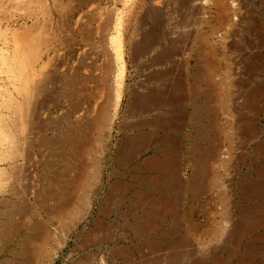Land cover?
Wrapping results in <instances>:
<instances>
[{
	"label": "rangeland",
	"instance_id": "374dc122",
	"mask_svg": "<svg viewBox=\"0 0 264 264\" xmlns=\"http://www.w3.org/2000/svg\"><path fill=\"white\" fill-rule=\"evenodd\" d=\"M7 1L0 0V5H3L0 8V32L6 30L8 26H10L8 27L9 30L16 27L20 28L19 25L22 23L26 24L24 27L31 26V21L23 22L27 15L23 0H17L16 2L10 0L11 3L9 1L7 3ZM155 1L157 2L155 3ZM178 1L47 0L49 5L57 3L69 8L67 22H62L58 15H55L53 20L45 22L46 26L44 24V30L40 34L42 37L44 36V39L42 38L44 41H41V36L38 35L39 45L43 42L39 51L43 52V49H47L43 52V59L48 61H46L48 66L45 69V74L48 73L49 75L42 74L46 77L42 76L43 78L40 77L42 79H37V81H42L37 82L32 90L35 89L36 91L37 86L40 84V86L42 84L44 86L39 87L40 92L36 95L33 94L31 101L32 106L37 107V111H35V115H37L35 117L38 118L36 123L40 125L48 123L51 130L43 132L40 130L39 125L35 133L25 134L23 132L24 127L21 126L23 120L21 119V122L17 120L16 122L17 115H12L16 122L14 125H18L16 128L20 126L18 129L23 131L20 132V135L14 127L13 134L16 133L14 137L17 139L13 138L16 141L13 145H10L11 138L9 139L7 136L8 141L6 137H2L7 132L1 129L0 124V132L2 133L0 137L4 138L0 139V211H3V202H20L23 199H29L35 203L37 198H41L42 176L45 173L49 174L53 169H57L58 166L51 165V162H58L65 153L60 148L49 146L39 148L24 144L25 140L22 139L24 138L22 133L36 142L42 138L52 139L60 135V130L73 129L79 121L85 122V126L89 131L84 147V153L87 151L82 161L84 162V164L82 163V170L73 166L67 170L69 177H74V183L71 184L72 186L70 185L73 188L68 190L69 197L67 195L69 209L64 218L66 228L63 230L58 223L53 225L44 248L40 251L39 264H50L54 251H60L54 264H80V262L83 264V261H85L84 264H90L93 259L85 257L86 253L99 254L97 251L103 252L107 248L124 244L123 239L119 238V235L114 231L109 233L108 240L101 242L98 239L101 237L98 236L97 238L95 233L92 232L91 238L94 242H97L93 243L90 236L87 237L88 250L80 251L84 243V233H91L92 230L96 229L95 226L97 227L98 220L108 219V221L119 223V225L126 224L128 220L130 227L138 215L142 219L148 218L151 214L149 212L153 211V205L157 202L156 198H159V201L163 198L166 200L169 198L168 195H170L169 199L172 197V204L174 205L172 209L174 213L173 220H165L164 223L162 221L159 230L149 233L143 239L144 242L148 239L154 240L160 237L159 235L163 231H169L170 228H177L175 224L180 222L181 226L177 229L181 230L182 228L185 234L183 236L185 247L183 248L187 251L186 253L191 251L190 253L198 261L196 264H264V223L262 222L263 227H259L260 229L255 228L257 218L264 221V208L259 207L264 203V181L259 182L260 190L263 189V194L260 195L253 189L254 186L246 188L243 185V190L241 186V183L248 177L249 171L254 177L257 174L256 170L264 167V140H261V136L264 137V102L254 103L252 113L244 109L247 107L248 101L253 98L251 97L253 92H256L253 91V88L260 91V82L251 84L252 89H248L247 81L251 74V77H254L258 73L257 69L261 70V66L264 65V0H237V2L230 0L231 2H229L233 4L231 5L234 8L237 5L240 6L237 12L239 16H232L229 20L221 18L223 21L219 18V16L223 17L222 14H219V12H222V7L213 3V0ZM18 2L22 3L19 4ZM4 15L6 18L3 17ZM79 17L82 23L79 22L75 25V20ZM212 31L214 33H211ZM1 36L0 47H3L5 39ZM205 42L207 45H205ZM210 45L213 49L210 48ZM120 46H122L121 54H123V62L125 63V77L119 111L113 122V131L110 133V130L106 128H97L94 119L96 113L99 112L98 102H105L112 98L114 76L113 74L111 77L107 76L106 72L110 58L113 65L121 64L122 61L118 62ZM254 56L258 59H255ZM49 68L51 69L49 70ZM212 68H216L217 71V74L213 76V81L209 73ZM0 74V105L8 103L4 101L8 99V95L4 93L6 90L5 92L10 93L11 96L9 95V97L13 98L11 100H14V103L22 102V105L27 106L26 102L23 103L25 99L17 95L14 80L7 76L4 71L3 75ZM261 74L260 79L264 81V72H261ZM72 76L85 81H82L81 84L82 91L86 96L82 105L85 109L79 114L69 113L71 105L62 95L65 89L64 86H66L65 82L67 84ZM49 78L50 83L48 84L46 81ZM57 81H60V83ZM99 89H101V92L97 102L93 101V98L90 99V96L98 93ZM250 90H252V93H250ZM246 94H249L250 97ZM196 95L198 97H195ZM12 96L15 97L16 101ZM192 96L195 98H192ZM1 97L5 99L2 101ZM145 97L146 99H144ZM2 106L0 107V113L11 117V113L7 111L8 109L6 110ZM90 111L95 113L92 115ZM83 112L84 114H82ZM229 113L230 115L227 116ZM80 114H82V117ZM190 114L193 116L194 121ZM195 117L199 120L195 121ZM42 118L45 119L42 120ZM248 120L250 122H247ZM215 125L217 126L215 127ZM253 129L257 131L256 137L252 139L251 143L246 144L243 137L250 131H254ZM3 141L5 142L3 143ZM17 143H21V146H17ZM70 146H68V149L71 148L70 150H72L73 147ZM13 147H16L18 152L15 149L13 151ZM19 148L21 150H18ZM11 151L17 155H10ZM8 155L11 157L9 158ZM20 155L22 156L20 157ZM24 159L25 162H23ZM254 159L256 160L255 163ZM206 161L207 163H205ZM11 165L12 167H10ZM13 165L16 166L18 172L21 168L24 170L21 176L13 177L9 174L11 178L9 175L3 177L4 171H11L13 167L15 168ZM78 172H80L79 176L82 177V180L77 177ZM169 172L178 176L170 178ZM176 177L179 178V181ZM3 180L6 181L7 185H3L5 184ZM180 183L184 184L180 185ZM73 184L76 185L73 186ZM202 185H205V187ZM110 186H113V188ZM114 186L120 187V190L113 191L116 189ZM194 189L199 190L198 195L190 193ZM12 190L16 194H13ZM142 193L144 194L142 195ZM145 195L149 199L144 205L145 207L132 213L129 219L126 218V213L133 212L136 203L141 200L139 198ZM248 195L249 197H247ZM173 198L176 202H173ZM164 200H161L160 203L165 202ZM160 208L163 209V206ZM253 209L254 212L256 209L257 211L252 217L247 218L246 226L240 231L241 233L236 234L234 237L227 234L231 233L227 226L237 221V219L247 216L246 212L253 213ZM105 211L108 212L107 217L103 215ZM222 213L228 214L229 218L223 220ZM177 219L179 222L176 221ZM210 220H213L212 223H210ZM189 222L191 225L190 232L186 230ZM23 234L22 231L17 232L13 237V243L16 244L18 238ZM237 237L240 242L237 239H235L236 241L233 240ZM136 243L140 242L136 241ZM62 244L65 245L64 248H62ZM55 247H57V250L54 249ZM2 248L3 244L0 243V262L4 258H10L9 253L13 245L4 253ZM48 259L50 260L49 263ZM105 259H103V262L110 264ZM151 259L154 258L149 256L146 260V258L138 257L135 264H148V262L150 264H176L174 261L156 263L157 261L153 262ZM239 261L240 263H238ZM92 262L91 264H100L102 261L98 258V260ZM184 264H187V262L184 261Z\"/></svg>",
	"mask_w": 264,
	"mask_h": 264
},
{
	"label": "bare ground",
	"instance_id": "6f19581e",
	"mask_svg": "<svg viewBox=\"0 0 264 264\" xmlns=\"http://www.w3.org/2000/svg\"><path fill=\"white\" fill-rule=\"evenodd\" d=\"M4 1V0H3ZM9 3H11L10 0H8ZM7 1V3H8ZM16 2L17 0H12V2ZM20 1V0H19ZM53 1V0H52ZM58 1V0H57ZM132 1V0H131ZM154 1V0H153ZM165 1V0H164ZM173 1V0H172ZM177 1V0H176ZM180 1V0H179ZM178 1V2H179ZM230 0H213V3L217 4L218 6L220 5L222 7V12L219 14L223 17L219 18H225L226 19H230L232 16H239L238 15V8L240 6L237 5L236 8H234L230 2ZM237 2V0H234ZM24 2V7L27 9V15L25 17V20L23 22H28L31 21L32 25L29 27H24L26 24L25 23H20L21 26L20 28H12L11 30L8 29V27H6V30L1 31L0 36L3 37V39H5L3 47H0V73H2L3 75V71L4 73L9 76L12 80H14L15 82V90L17 91V95L21 96V98L23 97V99H25V101L23 103L26 102L27 106L22 105V102H16L14 103L11 99V97H9L10 93L5 92L4 93L6 95H8V101L3 97V99H5L6 105L1 104L0 107L2 106V108H6V110L8 112L11 113V117H7L5 115H2L0 113V124H1V129L4 130L6 135L2 136V137H6L8 140V137L10 139V145H13L14 141L13 138L15 139L16 137V133L15 135L13 134V129L15 127L16 132L20 134V126L18 128H16L17 126L14 125L17 120H20L19 122L22 121V127H24V133L26 134H33L35 133V130H37V128L39 127L40 124L36 123V120L38 119L37 115H35V111H37V107L32 106V97L33 94H38V92H40V88L44 86V84H42V86H37L38 88L32 90V87L34 88V85L37 84V82L42 81L39 80L37 81V79H42V76L45 75H49L48 73L45 74V69L47 68L48 64L47 62L43 59V52H45L44 50L47 49H43V52L39 51L41 49V45L40 44V40L42 41L44 38V36L42 37V32L44 30V27L46 26L45 22L49 21V20H53V18H55V15H58V17L60 18V20H62V22H67L69 17V8H67L66 6H61L60 4L54 3L49 5L47 0H23ZM60 2V1H59ZM70 2V1H69ZM75 2V1H74ZM141 2V1H140ZM157 1H155L156 3ZM233 2V1H232ZM5 3V4H7ZM19 3V2H18ZM22 3V2H20ZM19 3V4H20ZM80 3V2H79ZM153 3V2H152ZM186 3V2H184ZM235 3V2H234ZM239 3V2H238ZM237 3V4H238ZM130 4V3H129ZM140 4V3H139ZM240 4V3H239ZM12 5V4H11ZM98 5V4H96ZM157 5V4H155ZM3 5H0V8ZM75 6V5H74ZM129 6V5H128ZM173 6V5H172ZM193 6V5H192ZM198 6V5H197ZM235 6V4H234ZM70 7H72L70 5ZM113 7V6H112ZM158 7V6H157ZM219 7V8H221ZM92 8V7H91ZM97 8V7H96ZM142 8V7H141ZM150 8V7H148ZM172 8V7H171ZM25 9V10H26ZM72 9H74L72 7ZM109 9V8H108ZM107 9V10H108ZM143 9V8H142ZM147 9V8H146ZM177 9V8H176ZM179 9V8H178ZM241 9V8H240ZM91 10V9H90ZM94 10V9H93ZM110 10V9H109ZM132 10V9H130ZM77 11V10H76ZM114 11V10H113ZM219 11V10H218ZM217 11V12H218ZM15 12V11H14ZM106 12V11H105ZM194 12V11H193ZM240 12V11H239ZM98 13V12H97ZM128 13V12H127ZM177 13V12H176ZM183 13V12H182ZM85 14V13H84ZM82 14V15H84ZM71 15V14H70ZM122 15V14H121ZM181 15V14H180ZM186 15V14H185ZM237 15V16H236ZM241 16V15H240ZM5 17V15L3 16ZM14 17V16H13ZM19 17V16H18ZM181 17V16H180ZM6 18V17H5ZM8 18V17H7ZM10 18V17H9ZM17 18V17H16ZM20 18V17H19ZM88 18V17H87ZM123 18V17H122ZM134 18V17H133ZM178 18V17H177ZM241 18V17H240ZM124 19V18H123ZM199 19H201L199 17ZM223 19H221L223 21ZM1 20V18H0ZM75 20V19H73ZM102 20V19H101ZM243 20V19H242ZM5 21V20H4ZM3 21V22H4ZM76 24H78L80 22V17L75 20ZM94 21V20H93ZM124 21V20H123ZM139 21V20H138ZM220 21V20H219ZM218 21V22H219ZM52 22V21H51ZM92 22V21H91ZM146 22V21H145ZM58 23V22H57ZM82 22H80L81 24ZM224 23V22H222ZM227 23V22H226ZM242 23V22H241ZM31 24V23H30ZM29 24V25H30ZM45 24V26H44ZM52 24V23H50ZM68 24V23H67ZM124 24V23H123ZM108 25V24H106ZM217 25V24H216ZM222 25V24H220ZM219 25V26H220ZM78 26V25H77ZM111 26V25H110ZM81 27V26H80ZM85 27V26H84ZM121 28V26H119ZM124 28V27H123ZM128 28V27H127ZM141 28V27H140ZM215 28V27H214ZM213 28V29H214ZM220 28V27H219ZM255 28V27H254ZM262 28V26H261ZM66 29V28H65ZM70 29V28H69ZM82 29V27H81ZM221 29V28H220ZM54 30V29H53ZM78 30V29H77ZM50 31V30H49ZM61 31V30H60ZM75 31V30H74ZM82 31V30H81ZM46 32V31H44ZM124 32V30H123ZM172 32V31H171ZM251 32V31H250ZM211 33H214L213 31ZM4 34V36H3ZM89 34V33H88ZM125 34V33H124ZM144 34V33H143ZM149 34V33H148ZM38 35L41 36V39H38ZM44 35V33H43ZM50 35V34H49ZM147 35V34H146ZM171 35V34H170ZM211 35V34H210ZM46 36V35H45ZM179 36V35H178ZM184 36V35H183ZM209 36V35H206ZM256 36V35H255ZM258 36V35H257ZM154 37V36H153ZM161 37V36H160ZM43 38V39H42ZM46 38V37H45ZM121 38V37H120ZM195 38V37H194ZM253 38V37H252ZM259 38V37H258ZM168 39V38H167ZM206 39V38H205ZM122 40V39H121ZM149 40V39H148ZM44 41V40H43ZM70 41V40H69ZM132 41V40H131ZM242 41V40H241ZM250 41V40H249ZM3 42V41H2ZM46 42V41H45ZM44 42V43H45ZM48 42V41H47ZM50 42H52L50 40ZM151 42V41H150ZM202 42V41H201ZM49 43V42H48ZM159 43V42H158ZM206 43V42H205ZM241 43V42H240ZM123 44V43H122ZM254 44V43H253ZM37 45H39L37 47ZM64 45V44H63ZM140 45V44H138ZM146 45V44H145ZM161 45V44H160ZM179 45V44H178ZM196 45V44H195ZM207 45V43L205 44ZM242 45V44H241ZM180 46V45H179ZM211 46V45H210ZM53 47V46H52ZM51 47V48H52ZM147 47V46H146ZM190 47V46H188ZM209 48V45L207 46ZM255 47V44H254ZM122 46H120V57H119V61H122L120 65H116L111 62V58L109 61V65L107 68V76H110L113 74L114 79H113V95L112 98L110 100H107L105 102H98V106H99V112H98V108H97V112L95 115V119L94 122L96 123V126H98L97 128H106L108 130H110V133L112 130V126L115 117L117 116V113L119 111V104L121 101V96H122V88H123V83H124V77H125V63L123 62V54H121L122 52ZM144 48V47H143ZM152 48V47H151ZM211 49L212 46L210 47ZM257 48V46H256ZM141 50V49H140ZM189 50V49H188ZM252 50V49H251ZM59 51V50H58ZM212 51V50H211ZM258 51V50H257ZM256 51V52H257ZM84 52V51H83ZM131 52V51H130ZM187 52V51H186ZM214 52V51H213ZM48 53V52H47ZM203 53V52H202ZM200 54V53H199ZM210 54V53H209ZM213 54V53H212ZM263 54V53H262ZM159 55V54H158ZM64 56V55H63ZM174 56V55H173ZM188 56V55H187ZM246 56V55H245ZM259 56V55H258ZM255 59L258 57L254 56ZM253 57V58H254ZM140 58V57H139ZM193 58V57H192ZM133 60V59H132ZM131 61V60H130ZM162 61V60H161ZM254 62V61H252ZM163 63V62H162ZM161 63V64H162ZM212 63V62H210ZM243 63V62H242ZM202 64V63H201ZM258 64V63H257ZM51 65V64H49ZM211 65V64H210ZM209 65V66H210ZM216 65V64H215ZM256 65V64H255ZM212 67V65H211ZM259 67V66H257ZM4 68V70H3ZM232 68V67H231ZM252 68V67H251ZM51 68H49L50 70ZM131 69V68H130ZM218 69V68H217ZM210 70V69H209ZM227 70V69H226ZM258 73L254 76L251 77L252 74L250 75V78L248 79V89L251 88V84L253 85V83H257L260 82L259 88L260 91L258 89H254L253 91H256L255 93L253 92V97L250 101H248V105L247 107H245V111H248L250 113H252V105L255 103L257 104L258 102H264V81L261 78V72H264V65L261 66V70L257 69ZM259 70L261 71L259 74ZM256 71V70H255ZM44 72V73H43ZM169 72V71H168ZM167 72V73H168ZM257 72V71H256ZM164 73V72H163ZM213 79V76L215 74H217L216 68H212V70L209 72ZM208 73V74H209ZM45 74V75H42ZM147 74V73H146ZM172 74V73H171ZM228 74V73H227ZM1 75V74H0ZM54 76V75H53ZM62 76V75H61ZM70 76V75H69ZM78 76V75H77ZM129 76V75H128ZM42 77V78H40ZM46 77V76H45ZM44 77V78H45ZM51 78H54L52 76H50ZM145 78V77H144ZM164 78V76H163ZM47 79V78H45ZM44 79V80H45ZM57 80V78H55ZM170 79V78H169ZM246 79V78H245ZM4 80V79H3ZM50 78L46 81V83H50ZM54 80V79H51ZM55 80V81H56ZM61 80V79H60ZM68 80V79H67ZM93 80V79H92ZM96 80V79H95ZM158 80V78H157ZM1 81V80H0ZM49 81V82H48ZM63 81V80H62ZM82 81H84V79H80L79 77H71V79H69L67 81V84L65 82V89H64V93H62L63 97L65 99H67L69 101V104L71 105V111L69 113H73V114H79L83 111L82 105L84 100L86 99V96L84 95L82 88H81V84ZM176 81V80H175ZM182 81V80H181ZM45 82V81H44ZM53 82V81H52ZM60 83V81H57ZM85 82V81H84ZM40 83V82H39ZM38 83V84H39ZM43 83V82H41ZM214 83V82H213ZM233 83V82H232ZM5 84V83H4ZM13 85V84H11ZM228 85V84H227ZM246 85V84H245ZM230 86V85H229ZM258 87V85H256ZM8 87V86H7ZM6 87V88H7ZM12 87V86H11ZM14 87V86H13ZM12 87V88H13ZM83 87V86H82ZM217 87V85H216ZM255 87V85H254ZM1 88V87H0ZM46 88V87H45ZM86 88V87H85ZM84 88V89H85ZM211 88V87H210ZM220 88V87H219ZM5 89V88H4ZM3 89V90H4ZM40 89V90H39ZM83 89V90H84ZM189 89V88H188ZM222 89V88H221ZM230 89V88H229ZM247 89V90H248ZM252 89V88H251ZM8 90V89H7ZM14 90V89H13ZM14 90V91H15ZM45 90V89H44ZM88 90V89H87ZM11 91V90H10ZM43 91V88H42ZM46 91V90H45ZM197 91V90H196ZM12 92V91H11ZM89 92V91H88ZM101 92V89H99L98 93L92 94L90 96V99L93 98V101H96L99 99V94ZM135 92V91H134ZM46 93V92H45ZM152 93V92H151ZM150 93V94H151ZM250 93H252V90H250ZM43 94V93H42ZM58 94V93H57ZM60 94V93H59ZM91 94V93H90ZM184 94V93H183ZM190 94V93H189ZM192 94V93H191ZM190 94V95H191ZM87 95V94H86ZM249 95V94H246ZM1 96V95H0ZM3 96V95H2ZM11 96V95H10ZM15 96V95H14ZM12 96V97H14ZM89 96V95H88ZM87 96V97H88ZM229 96V95H227ZM195 97H198V95H196ZM194 96H192V98H195ZM222 97V96H221ZM231 97V96H230ZM250 97V95H249ZM141 98V97H139ZM2 99V97H1ZM2 99V101H3ZM15 99V97H14ZM89 99V100H90ZM146 99V97L144 98ZM238 99V98H237ZM236 99V101H237ZM139 100V99H138ZM143 100V99H142ZM173 100V99H172ZM249 100V99H248ZM16 101V99H15ZM34 101V99H33ZM59 101V100H58ZM56 101V102H58ZM145 101V100H144ZM181 101V100H180ZM179 101V102H180ZM184 101V100H183ZM239 101V100H238ZM247 101V100H246ZM4 102V103H5ZM36 102V101H35ZM130 102V101H129ZM168 102V101H167ZM213 102V101H212ZM215 102V101H214ZM250 102V103H249ZM1 103V101H0ZM20 103V104H19ZM60 103V102H59ZM94 103V102H93ZM165 103V102H164ZM95 104V103H94ZM231 104V103H230ZM237 104V103H236ZM49 105V104H48ZM69 105V106H70ZM154 105V104H153ZM7 106V107H5ZM40 106V105H39ZM44 106V105H43ZM236 106V105H235ZM42 107V106H41ZM49 107V106H48ZM85 107V106H84ZM43 108V107H42ZM45 108V107H44ZM68 108V107H67ZM93 108V107H92ZM91 108V110H92ZM141 108V107H140ZM230 108V107H229ZM235 108V107H234ZM41 109V108H40ZM96 110V107L94 108ZM43 110V109H42ZM93 110V111H95ZM135 110V109H134ZM220 110V109H219ZM4 111V110H3ZM66 111V110H65ZM185 111V110H184ZM215 111V109H214ZM231 111V110H230ZM234 111V110H233ZM67 112V114H68ZM92 111H90L91 113ZM213 112V111H212ZM239 112V111H238ZM65 113V112H64ZM86 113V112H85ZM95 112H92V115ZM215 113V112H214ZM4 114V113H3ZM38 114V112H37ZM41 114V111H40ZM84 114V112L82 113ZM82 114L81 117H82ZM135 114V113H134ZM233 114V113H232ZM12 115H17V118H13ZM179 115V114H178ZM191 115V114H190ZM230 113L227 115L229 116ZM234 115V114H233ZM19 116V117H18ZM39 116V115H38ZM76 116V115H75ZM192 116V115H191ZM15 117V116H14ZM175 117V116H174ZM19 118V119H18ZM191 118V117H190ZM193 118V116H192ZM200 118V117H199ZM207 118V116H206ZM241 118V117H240ZM247 118V117H245ZM244 118V119H245ZM45 118H42V120ZM80 119V117H79ZM163 119V117H162ZM195 117V121H198L199 119H197ZM16 122H15V121ZM185 120V118H184ZM187 120V119H186ZM194 121V118L192 119ZM213 120V119H212ZM247 120V119H246ZM245 121V120H243ZM43 122V121H42ZM58 122V121H57ZM93 122V121H92ZM184 122V121H183ZM191 122V120H190ZM235 122V120H234ZM247 122H250V120H248ZM166 123V122H165ZM168 123V122H167ZM212 123V122H211ZM37 124V125H36ZM214 124V123H213ZM239 124V123H238ZM55 125V124H54ZM62 125V124H61ZM85 122L79 121L77 123V125L75 127H73V129L71 130H66V131H62L60 130V135H57L56 137L52 138V139H45L42 138L39 141H33L30 140L28 136H26L24 133H22V139L25 140L24 144L27 145H31V146H37L39 148H41L42 146H49L52 148H60L61 150L63 149L65 151L64 155L61 157V160H59L58 162H51V165L54 164V166H58L57 169H53L52 171L49 172V174L45 173L44 176H42L41 179V183H42V190H41V198H37V200L34 202H32L31 200H27V199H23L20 202H3V211H0V237H3V241L1 243H3V253L5 252V250L9 249L12 245L13 248L9 253L10 258L6 259L4 258L0 264H39L38 263V258H39V254L41 253L40 251L43 250L44 245L46 240L48 239L50 232V229L53 228V225L55 223L60 224L61 228H66L64 225V218L66 217L67 211L69 209V205H68V190L72 189L70 187V185L72 183H74V177L70 178L69 175L67 174V170L70 169L72 166L82 170L83 166L82 163L84 164V162H82L84 159V155L86 153H84V147H85V142L87 140V136H88V131L87 127L85 126ZM159 125V124H158ZM157 125V126H158ZM176 125V124H175ZM245 125V124H244ZM134 126V125H133ZM201 126V125H200ZM213 126V125H212ZM217 125H215L216 127ZM238 126V125H237ZM246 126V125H245ZM256 126V125H255ZM21 127V128H22ZM59 127V126H58ZM175 128V126H173ZM214 127V126H213ZM244 127V126H243ZM258 127V126H257ZM40 130L41 131H49L50 126L48 123H43L40 125ZM185 128V127H184ZM199 128V127H198ZM223 128V127H222ZM0 129V130H1ZM14 129V130H15ZM60 129V128H58ZM169 129V128H168ZM171 129V127H170ZM91 130V129H90ZM237 130V129H236ZM254 131H250L248 130V134H246L245 137H243L245 139V143H251L252 139L254 137H256L257 131H255V129H253ZM3 131V132H4ZM19 131V132H18ZM58 131V130H57ZM93 131V130H92ZM204 131V129H203ZM207 131V130H206ZM217 131V129H216ZM244 131V130H243ZM245 132V131H244ZM243 132V133H244ZM11 133V136H10ZM219 133V132H217ZM237 133V132H236ZM0 134H2L0 132ZM18 134V135H19ZM214 134V133H213ZM21 135V134H20ZM25 135V136H24ZM137 135V134H136ZM8 136V137H7ZM173 136V135H172ZM0 137V139L2 138ZM18 137V136H17ZM32 137V136H31ZM91 137V136H90ZM191 137V136H190ZM2 138V139H4ZM211 138V137H210ZM259 138V137H258ZM17 139V138H16ZM168 139V138H167ZM189 139V138H188ZM191 139V138H190ZM194 139V138H193ZM208 139V138H207ZM260 139V138H259ZM27 140V141H26ZM261 140H264V137L261 136ZM9 141V140H8ZM147 141V140H146ZM213 141V140H212ZM220 141V140H219ZM5 141H3L4 143ZM140 142V141H139ZM148 142V141H147ZM7 143V141H6ZM22 145L23 142L21 141ZM21 143H17V146H21ZM176 143V142H175ZM219 144V143H218ZM243 144V143H242ZM2 145V144H1ZM9 145V146H10ZM71 145V146H70ZM210 145V144H209ZM16 146V145H15ZM68 146L73 147L72 150H70L71 148L68 149ZM213 146V145H212ZM3 147V146H2ZM152 147V146H151ZM198 147V146H197ZM25 148V147H24ZM222 148V147H221ZM9 149V148H8ZM18 152L16 147H13V151ZM23 150V147L21 148ZM20 148L18 150H21ZM131 149V148H130ZM10 150V149H9ZM137 150V149H136ZM197 150V149H196ZM204 150V149H203ZM2 151V150H1ZM165 151V150H164ZM219 151V150H218ZM3 152V151H2ZM12 152V151H11ZM28 152V151H27ZM137 152V151H136ZM206 152V151H205ZM213 152V151H212ZM23 153V152H22ZM160 153V152H159ZM166 153V152H164ZM14 154L17 155L16 153H11L10 155ZM19 154H21V152H19ZM18 154V155H19ZM26 154V153H24ZM117 154V153H116ZM132 154V153H131ZM134 154V153H133ZM199 154V153H198ZM206 154V153H205ZM220 154V153H219ZM23 155V154H22ZM20 155V157L22 156ZM27 155V154H26ZM61 155V154H59ZM212 155V154H211ZM218 155V154H216ZM222 155V154H221ZM9 156V155H8ZM13 156V155H12ZM24 156V155H23ZM219 156V155H218ZM11 156H9L10 158ZM25 157V156H24ZM16 158V157H15ZM124 158V157H123ZM154 158V157H153ZM172 158V157H171ZM174 158V157H173ZM19 159V158H18ZM23 159V158H22ZM207 159V158H206ZM245 159V158H244ZM7 160V159H6ZM12 160V159H11ZM141 160V159H140ZM156 160V159H155ZM176 160V159H175ZM180 160V159H179ZM187 160V159H186ZM263 160V159H262ZM53 161V160H52ZM168 161H170V159H168ZM190 161V160H189ZM211 161V160H210ZM255 159H254V163H255ZM25 162V159L24 161ZM78 162V163H76ZM146 162V161H145ZM22 163V162H21ZM168 163H172V162H168ZM167 163V164H168ZM207 163V161L205 162ZM78 164V165H77ZM190 164V163H189ZM257 164V163H256ZM226 165V164H224ZM253 165V164H252ZM15 166V165H13ZM18 166V165H17ZM50 166V165H49ZM77 166V167H76ZM169 166V165H168ZM222 166V165H221ZM3 167V166H2ZM12 167V165L10 166ZM25 167V166H24ZM4 168V167H3ZM9 168V167H8ZM14 168V167H13ZM11 171H4L3 169V177L7 176V175H11V176H21V173L24 171L22 170H16V166L15 168ZM81 168V169H80ZM163 168V167H162ZM165 168V167H164ZM170 168V167H169ZM225 169V167H223ZM18 169V168H17ZM25 169V168H24ZM47 169V168H45ZM74 169V168H73ZM252 169V168H250ZM6 170V169H5ZM48 170V169H47ZM193 170V169H192ZM253 170V169H252ZM76 171V170H75ZM84 171V170H83ZM131 171V170H130ZM147 171V170H146ZM170 171H172L170 169ZM204 171V170H203ZM208 171V169H207ZM72 172V171H71ZM168 172V170H167ZM176 172V171H175ZM174 172V173H175ZM196 172V171H195ZM255 172V171H254ZM170 173V172H169ZM198 173V172H197ZM207 173V172H206ZM256 173L254 175V177H252V173L249 171L248 172V177L243 181V183H241L242 185V190L244 189V186L246 188H252L254 186V190H256L257 194H263V189L260 190L261 188L259 187L260 183L259 182H263L264 181V167H262L261 169L256 170ZM78 174V175H77ZM75 173V175H77V177H80L78 173ZM85 174V173H84ZM173 173H170V178L173 176H178V175H172ZM178 174V173H177ZM200 174V172H199ZM9 175V177H10ZM72 175V174H71ZM140 175V174H139ZM181 175V174H180ZM135 177V175H133ZM132 176V177H133ZM182 176V175H181ZM208 176V175H207ZM246 176V175H245ZM255 176H257L255 178ZM8 177V176H7ZM197 177V176H196ZM204 177V176H203ZM202 177V178H203ZM206 177V176H205ZM11 178V177H10ZM136 178V177H135ZM169 178V177H168ZM1 179V177H0ZM177 179V177H176ZM214 179H216L214 177ZM78 180V179H77ZM80 180H82V177H80ZM106 180V179H105ZM174 180V179H172ZM172 180H170L172 182ZM179 181V178L177 179ZM209 180V179H207ZM4 181V180H3ZM13 181V180H12ZM202 181V180H201ZM6 181H4L5 183ZM147 182V180H146ZM211 182V181H210ZM215 182H217L215 180ZM261 182V183H262ZM80 183V182H79ZM145 183V182H144ZM170 184V182H168ZM167 183V184H168ZM9 184V183H8ZM82 184V183H81ZM119 184V183H118ZM134 184V183H133ZM148 184V183H147ZM158 184V183H157ZM166 184V183H165ZM164 184V185H165ZM184 184V183H180ZM210 184V183H209ZM3 185H7L6 183ZM76 184H73V186ZM80 185V184H79ZM78 185V186H79ZM103 185V184H102ZM179 185V186H180ZM189 185V184H187ZM186 185V186H187ZM211 185V184H210ZM217 185V184H216ZM244 185V186H243ZM72 186V185H71ZM118 186V185H117ZM123 186V185H122ZM203 186V185H202ZM212 186V185H211ZM111 188H113V186H110ZM128 187V186H127ZM174 187V186H173ZM185 187V186H184ZM191 187V186H190ZM205 187V185L203 186ZM202 187V188H203ZM210 187V186H209ZM9 188V187H8ZM78 188V187H77ZM113 191L117 192L120 190V187H115L114 186ZM182 188V187H181ZM211 188V187H210ZM6 189V188H5ZM1 190V189H0ZM77 190V189H75ZM111 190V189H110ZM117 190V191H116ZM127 190V189H126ZM157 190V189H156ZM192 190V189H191ZM202 190V189H200ZM159 191V190H158ZM179 191V189H178ZM199 190H193L192 194L194 195H198ZM209 191V190H207ZM10 192V191H9ZM78 192V191H77ZM125 192V191H124ZM142 192V191H141ZM156 192V191H154ZM13 194H16L14 190H12ZM201 193V192H200ZM40 193L38 192V195ZM144 193H142L143 195ZM148 194V193H147ZM176 194V193H174ZM247 194V193H245ZM254 194V193H253ZM68 195V197H67ZM184 195V194H183ZM255 195V194H254ZM163 196V195H162ZM170 198V195H168ZM200 196V195H199ZM202 196V195H201ZM264 196V194H263ZM164 197V196H163ZM162 197V198H163ZM249 197V195L247 196ZM149 198V197H148ZM166 198V197H165ZM166 199L164 200L165 202L160 203V201L156 198V203L153 205V211L149 212L151 214H149L148 218L146 219H142L138 217H135L134 219V223H131L132 226L129 227V221L127 220L126 224L123 225H119V223H115V222H111L108 221V219H100L98 220V225L97 227L95 226L96 229L92 230L91 233H84V243L82 244L80 251L84 252L86 251L88 244L86 243V239L87 237L90 236L91 238V234L92 232L95 233V235L100 236L101 238H98L101 241H106L109 238V233L114 231V233H117L119 235V238L123 239L124 244L122 242L123 245H116L114 247L111 248H107L106 250H102L101 251H97V253L99 252V254L96 253H86L85 257H91L93 260H98V258H100V260L102 262H100V264H106L105 262H103V259L106 258L105 260L108 261L110 264H135V260L138 259V257H142V258H146V260H148V257L151 256L154 259L153 262L157 261L156 263H170V262H175L176 264H184V261L187 262V264H196L197 259H195V256L193 254L186 253L187 251L184 250L183 247H185L183 245V241L184 238L183 236H185L182 228H179L181 225L179 224L180 222L178 221V219L176 221H178L179 223H176V227L175 229L170 228L169 231H163L156 239H148V241L144 242L143 239L145 237H147L149 235V233L159 230V226L160 224H162V221L164 223V221L168 220L171 221L174 218V213L172 212V209L174 207V205L172 204V197L171 199ZM195 198V196H194ZM259 198V197H258ZM108 199V198H107ZM141 200H139L138 203H136V207L135 210L133 212H130L129 214L126 213V218H130L132 216V213L144 208L145 204L147 203V201L149 199H147L146 195L144 197L139 198ZM207 199V198H206ZM250 199V198H248ZM5 200V199H4ZM246 200V199H245ZM262 200V199H261ZM203 201V200H202ZM208 201V200H207ZM113 202V201H112ZM173 202H176V200H174L173 198ZM262 202V201H261ZM259 202V203H261ZM103 203V202H102ZM106 203V202H104ZM215 203V202H214ZM213 204V203H212ZM228 204V203H227ZM152 205V204H151ZM214 205V204H213ZM163 206V209H161L160 207ZM176 206V205H175ZM255 206V205H254ZM102 207V206H101ZM116 207V206H115ZM264 208V203L261 204V206ZM88 208V206H87ZM112 208V207H110ZM176 208V207H175ZM207 208V207H206ZM234 208V207H233ZM91 209V207H90ZM134 209V208H133ZM229 209V208H228ZM257 209H258V205H257ZM256 209V211H257ZM114 210V209H113ZM90 211V210H89ZM216 211V210H215ZM213 211V212H215ZM233 211V210H232ZM255 211V212H256ZM260 211V210H259ZM99 212V211H98ZM102 212V211H101ZM107 211L104 212V216L107 217L108 212ZM148 212V211H146ZM212 212V211H211ZM254 209H253V213H248L246 212L247 216H243V218H239L237 219V221H235L234 223L230 224L228 227L229 231H231V233H227L230 234L232 237L236 236V234L241 233L240 231L244 229V227L246 226V222H247V218L248 217H252L254 215ZM125 213V212H124ZM259 213V212H258ZM260 213H262V211H260ZM213 214V213H211ZM210 214V215H211ZM215 214V213H214ZM221 215V214H220ZM219 215V216H220ZM223 220L225 218L228 217V214H223ZM221 215V216H222ZM234 215V214H233ZM256 215V214H255ZM137 216V215H136ZM213 216V215H212ZM215 216V215H214ZM231 217V216H230ZM233 217V216H232ZM125 218V219H126ZM216 218V217H214ZM213 218V219H214ZM229 218V217H228ZM234 218V217H233ZM236 218V217H235ZM2 219V220H1ZM113 219V217H112ZM211 219V218H210ZM259 218H257L256 224H255V228H259V227H263L261 224L262 222L264 223V221L258 220ZM262 219V217H261ZM216 220V219H215ZM229 220V219H227ZM213 220H210V223H212ZM226 221V220H225ZM97 222V221H96ZM118 222V221H117ZM132 222V221H131ZM215 222V221H214ZM213 222V223H214ZM122 223V222H121ZM216 223V222H215ZM219 223V221H218ZM77 225V224H76ZM75 225V226H76ZM96 225V224H95ZM185 225V224H184ZM252 225V224H251ZM216 226V225H215ZM233 226V227H232ZM213 227V226H212ZM232 227V228H231ZM252 227V226H251ZM214 228V227H213ZM191 229V225L190 222L188 223V226L186 227V230L188 232H190L189 230ZM254 229V228H253ZM256 229V230H257ZM260 229V228H259ZM78 230V229H77ZM24 232L23 236H20V238H18L17 243H13V237L16 235L17 232ZM217 231V230H216ZM247 231V230H246ZM81 233V232H80ZM184 235H183V234ZM186 233V232H185ZM67 234V233H66ZM108 234V235H106ZM113 234V233H112ZM187 234V233H186ZM190 234V233H189ZM217 234V232H216ZM68 235V234H67ZM93 235V234H92ZM106 235V236H105ZM156 235V234H155ZM64 236V234H63ZM78 236V235H77ZM96 236H95V240H96ZM191 236V235H190ZM227 236V235H226ZM67 237V236H66ZM115 237V236H114ZM155 237V236H154ZM228 237V236H227ZM239 237V236H238ZM234 238L233 240L237 239ZM63 238V237H62ZM94 238V237H93ZM112 238V237H110ZM261 238V237H260ZM67 239V238H66ZM92 239V238H91ZM69 240V239H68ZM232 240V241H233ZM93 241V239L91 240ZM112 241V240H111ZM136 241H139L140 243H136ZM187 241V240H185ZM191 241V240H190ZM236 241V240H235ZM61 242V240H60ZM89 242V241H88ZM97 242V241H95ZM93 241V243H95ZM238 242H240V239L238 240ZM58 243V241H57ZM92 243V242H91ZM104 244V243H103ZM57 245V244H56ZM100 245V243H99ZM109 245V244H108ZM59 246V245H57ZM77 246V245H76ZM188 246V245H187ZM251 246V245H250ZM65 245L62 244V248H64ZM57 247H55L54 249H56ZM79 248V247H78ZM90 248V247H89ZM191 248V246H190ZM53 249V251H54ZM234 249V247H233ZM246 249V248H245ZM88 250V249H87ZM91 251V250H90ZM235 251V250H234ZM51 252V251H50ZM231 252V251H230ZM52 253V252H51ZM60 254V251H54L53 255H52V259H51V263L50 264H54L58 255ZM104 254V255H103ZM75 255V254H74ZM103 255V257H101ZM69 257V256H68ZM77 257V256H76ZM249 257V256H248ZM81 258V257H79ZM244 258V257H243ZM257 258V257H256ZM213 259V258H212ZM49 260V259H48ZM77 260V259H76ZM82 260V259H81ZM91 260V262L93 261ZM215 260V259H213ZM90 261V260H88ZM87 261V262H88ZM216 261V260H215ZM50 262V260L48 261V263ZM85 261H83L84 264ZM90 262V264H91ZM95 262V261H94ZM97 262V261H96ZM46 263V262H45ZM93 263V262H92ZM240 263V261L238 262ZM75 264V263H74ZM81 264V262H80ZM87 264V263H85ZM144 264V263H143ZM148 264H150V262H148ZM174 264V263H173ZM236 264V263H235ZM262 264V263H261Z\"/></svg>",
	"mask_w": 264,
	"mask_h": 264
},
{
	"label": "crops",
	"instance_id": "0c3cea01",
	"mask_svg": "<svg viewBox=\"0 0 264 264\" xmlns=\"http://www.w3.org/2000/svg\"><path fill=\"white\" fill-rule=\"evenodd\" d=\"M2 220V219H1ZM3 241V237H0V243ZM1 244H3V243H1Z\"/></svg>",
	"mask_w": 264,
	"mask_h": 264
}]
</instances>
